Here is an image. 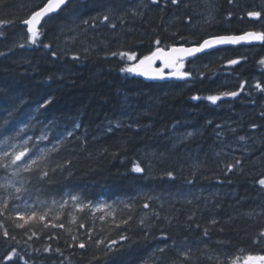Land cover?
<instances>
[{
  "label": "trees",
  "instance_id": "16d2710c",
  "mask_svg": "<svg viewBox=\"0 0 264 264\" xmlns=\"http://www.w3.org/2000/svg\"><path fill=\"white\" fill-rule=\"evenodd\" d=\"M46 1L5 0L0 5V20L14 21L2 28L0 36V139L27 123L32 125L27 136H39L51 124L50 140L64 138L44 169L49 175L43 183L33 173L24 185L27 192L16 194L14 188H0V203L9 198L8 210L0 216L9 232V237H4L0 228V264H10L4 257L13 248L24 259L14 256L11 264H24L25 260L28 264H217L208 258L213 253L219 254V264H230L228 257L264 254V239H258L264 230V190L257 183L264 176V92L255 88L257 82L264 86V65L259 64L264 44L233 45L198 54L183 68L192 73L186 79L154 80L121 72L129 62L106 55L113 51H133L138 58L149 55L157 38L161 47H169L194 44L211 35L264 31V19L246 16L247 11L264 10V0H234L231 4L229 0H183L179 6L165 5L164 0L158 5L151 0H71L43 21L37 44L26 43L29 34L22 21ZM184 3L190 6L185 8ZM109 8L113 9L115 30L99 19L95 29L82 25L83 20L102 18ZM133 8L142 15H133ZM209 11L215 22L207 25L204 20ZM122 14L123 24L118 19ZM77 32L73 42L70 38ZM101 40L108 41L106 48L100 45ZM93 44L100 46L86 54L83 49ZM52 51L57 52L56 57ZM75 53L80 59H72ZM241 57L246 59L237 65L227 64L229 59ZM242 81L245 90L239 96L223 97L216 104L206 99L235 91ZM49 98L51 102L40 107ZM252 124L258 127L252 129ZM217 125L222 126L223 143L217 139L216 133L221 131ZM228 128H235V135ZM68 132L73 136L68 137ZM187 132L194 135L177 143V137ZM238 136L248 137L247 142L238 141ZM226 144L232 147L226 148ZM40 146L50 148L52 144L45 141ZM236 159L241 160L240 166L226 173V165ZM137 161L145 169L143 173L132 171ZM195 161L203 167L193 176ZM57 165L63 167L53 172ZM168 171L174 178L166 175ZM10 176L11 170L5 173L0 169V183ZM14 179L19 187L20 178ZM38 188L42 191H36ZM69 194L82 197L85 204L101 202L111 207L79 212ZM144 194L160 199L143 209ZM17 195L20 200L15 199ZM132 197L137 199L134 212H129L124 204ZM23 199L38 211L42 209L33 201L51 206L53 200L68 199L59 220L65 228L41 230L37 226L34 230L39 235L29 239L31 232L26 235V229L15 226L23 223L16 211L28 214ZM161 204L162 216L173 219L171 223L159 220L147 235L135 221L116 229L108 216L113 212L118 222L129 214L139 217ZM58 211V205L51 206L48 219ZM100 215L105 216L104 221ZM72 217H76L75 223ZM213 219L215 225L209 223ZM80 223L84 228H79ZM89 228L94 229V240H117L118 250L102 257L104 245L87 241ZM162 231L166 235L162 236ZM53 234L55 238L47 239ZM72 235L85 240L86 247L79 248ZM120 235L129 239L119 241ZM49 245L51 251H44ZM166 246L161 253L159 249ZM186 247L192 250L189 262L178 255V250ZM57 248L61 252L55 251Z\"/></svg>",
  "mask_w": 264,
  "mask_h": 264
},
{
  "label": "snow or ice",
  "instance_id": "6c2138e0",
  "mask_svg": "<svg viewBox=\"0 0 264 264\" xmlns=\"http://www.w3.org/2000/svg\"><path fill=\"white\" fill-rule=\"evenodd\" d=\"M5 0H0V5L4 4ZM71 0H47L46 3L43 4L42 7H38L37 10H34L30 13V15L22 21L23 25L27 27V33L28 38L26 43L30 42L31 44L35 45L37 44L38 37L40 36V31L38 26L41 24V21L45 17H51L52 14L57 13L58 11H61L64 7H66ZM153 4L158 5L159 0H151ZM165 5L171 4L175 6H179L183 0H164ZM206 3H211V0H206ZM229 3H234V0H229ZM142 5H138L137 7H140ZM190 5L188 3H184V7L188 8ZM131 12L133 15H142L141 12H138L136 8L131 9ZM113 14V9L109 8L107 13L102 16V18H90V20L86 19L83 20L81 23L82 25H86L88 27H91L95 29L97 27V21L98 19L101 22H107L108 26L115 30L117 25L115 22L111 20V16ZM196 13H193L195 15ZM233 13L229 12L228 17H232ZM246 16L249 18H252L254 20H260L264 19V10H251L246 12ZM191 16L187 17V19L190 21ZM244 17H241L243 19ZM120 20V23L123 24V14L118 17ZM213 22H215V16L212 11H209L207 14L206 19L204 20V24L210 25ZM14 23V21L9 20H0V36L3 35L2 28L5 26H8L9 24ZM79 27V26H77ZM79 33L77 32L76 36L71 37L70 39L74 42L77 38ZM181 41H184V37H180ZM253 41H258L264 44V31H246L242 35H234V34H227V35H211L206 38H203L202 41L197 42L196 44H193L192 46L185 47L183 44H181L179 47L172 46L169 48L168 51H165L163 47H161V41L159 38H157L154 41V44L156 45V48L154 51H152L149 55H144L142 57L137 56L136 52L133 51H113L111 53H106V55H111L113 57H120L121 59H124L128 61L124 67L120 69L121 72L126 73H134V74H140L145 77L153 78V79H164L165 76H171L176 77L179 79H186L192 75L191 72L183 71V60L186 57H196L199 53H204L206 50L214 49L217 46L221 45H239L241 42L250 43ZM100 45H103L105 48L108 46V41L101 40ZM100 45L93 44L89 48H84L83 51L87 54L89 51H91L93 48H98ZM44 48L51 49V45L44 44L42 45ZM20 47H24V45H20ZM0 55H3V53H0ZM51 55L53 57L57 56V52L52 51ZM73 60L80 59V54L75 53L72 56ZM242 59H246L245 57H241L239 59H229L227 61L228 65H237L241 62ZM156 61H162V67L160 68H154L153 65ZM259 64L264 65V58H261L259 61ZM170 68L172 71L168 72L167 74L164 72V69ZM200 76H203L204 73L201 72L199 74ZM245 83L242 81L239 84V88L235 91H222L218 94L209 95L206 97L208 101H210L213 104H216L217 101H220L223 97H237L240 95L241 92L245 90ZM255 88L260 90L261 92H264V86L261 85L260 82H257L255 84ZM250 94V93H249ZM193 99H200L198 96H194ZM51 102V98L44 101V104H42L40 107H44L47 104ZM12 113H9V116H11ZM264 115V113H262ZM211 123V122H209ZM116 127H119V123L115 125ZM31 123L24 124L22 127H20L13 135L5 136L3 139H0V169H2L5 173L8 172V170H11V176L9 178H6L3 183H0V188L2 189H8V188H14L16 194H21L23 192H27L28 189L24 187L25 184L29 183L31 180V176L33 173L36 174L37 180H39L41 183H43L47 178L49 173L45 171V167H47L49 160L51 158V155L53 153H58L60 146L64 142V138H57L53 142L50 140L48 136V131L51 129V124L46 125L44 127V130L41 131V134L39 136H27L26 132L29 128H31ZM77 128H79V125H76ZM217 129H221V131H218L216 133L217 139L221 140L223 143V136L224 132L222 130L221 125L216 126ZM258 125L252 124L251 128L256 129ZM108 131H112L111 125L108 128ZM227 131L233 133L235 135L236 129L235 128H228ZM194 134L192 132H187L180 134L177 137V143L182 142L183 140L190 139ZM68 137L73 136L72 132L67 133ZM236 139L240 142H247L248 137L245 136H238ZM45 141H48L52 146L49 147H41L40 145L44 143ZM226 148H231V145H225ZM244 152H248V148L244 147L242 149ZM224 151V148L221 149V152ZM219 155V153H218ZM66 164L70 165L71 161H65ZM241 164L240 159H236L234 163L227 164L226 165V173L232 172L234 169L238 168ZM63 167L62 165H57L55 169H52V171H56L57 169ZM203 167L202 163L199 161H195L192 165V175L195 176L199 173L200 169ZM132 171L135 173H143L145 169L141 167V163L139 161L133 163ZM27 173L28 176L25 177L24 174ZM166 175L169 178H174V173L172 171H168ZM16 177H19V184L20 186L17 187L16 183L17 181L14 179ZM188 183H191V181H188ZM257 183L261 187V190H264V176L258 179ZM36 191H42V189H36ZM15 199L20 200L21 197L17 195ZM69 199L75 206V208L79 212H84L86 208L89 209H95V210H102L105 208H110V205L104 204V205H93L91 201H89L87 204L82 202V197H79L77 195L69 194ZM136 197L130 198V202L124 204V208L128 209L129 212H134V204ZM145 203L143 204V209H149V202L154 200H159V197H153L150 194H144ZM191 200H188L187 203H191ZM34 204L37 205L41 211L36 210L31 205H29L27 199L22 200V204L25 208V210L28 212L27 215L21 213L20 211H16V217L23 221V223H17L15 226L20 229H26L25 234L27 235L28 232H31V236H29V239H31L32 236H38L39 233L35 231L34 229L39 226L41 230L48 229L51 227L52 229L55 228H65V224L62 222H59L61 215L63 214V210L65 208V205L69 203L68 199L63 200L62 202H57L55 200L51 201V206H57L59 208V211L54 215L51 219H48L50 205H48V202L46 201H40L36 200L33 201ZM123 203V202H121ZM205 204H207V200H205ZM9 207V198L6 196L3 198V202L0 203V216H3L4 213L8 210ZM14 207H18L14 205ZM163 208V204L160 205L159 208H153L150 209L149 212L144 213L143 215L136 217L134 214L127 215L126 218H121L118 222L116 221L115 214L113 212H108V216L112 217L111 224L114 228L119 229L122 225L127 226L130 224V222L135 221L139 227L145 230V234L147 235L153 227H155L156 223L163 219L168 223H171L172 217L168 216H162L161 210ZM195 215V213H193ZM249 215H252V213H249ZM10 218V217H9ZM99 219L101 221L105 220L104 215H100ZM191 220L192 217H189ZM56 221V222H54ZM72 223L76 222V217H72L71 219ZM209 223L211 225H215L217 221L215 219L210 220ZM4 221L0 220V228L3 229V236L9 237V232L7 228L3 227ZM27 226V228H26ZM197 228H199V225H196ZM79 228H84V224L80 223ZM68 232H71V229H67ZM94 229L89 228L87 230V241L95 243L97 246L104 245V250L102 253V257H106L109 253H112L114 251H117L118 248L116 247L118 245L117 240L113 239H107L101 238V239H93V233ZM204 236H208V229H204ZM161 235H166L163 231L161 232ZM55 238L54 234L53 236H48L47 239H53ZM12 240H15V236L11 237ZM129 237L126 235H120L119 241H126ZM258 239H264V230L261 231V233L258 236ZM71 240L74 243H77L78 247L81 249H84L86 247V241L79 239L78 236L72 235ZM168 246H166L164 249H159L161 253L166 251ZM172 247H176L175 244H173ZM44 251H51V245L44 248ZM57 252H61L59 248L55 249ZM243 249L240 250L241 253H243ZM62 254V253H61ZM178 255L183 258V261L189 262L192 259V250L191 248H185L184 250H178ZM203 255V253H202ZM17 257L18 259L22 260L24 259L23 256H20L19 253L16 251L15 248L12 249V252L5 256L4 259L8 260L11 264L13 257ZM100 257V258H102ZM98 257H93V259H100ZM209 259H215L217 261V264H219V254L213 253V255L208 256ZM230 260V264H264V254H256L253 255L251 253L245 254L242 257L236 256V257H228ZM24 264H28V262L25 260Z\"/></svg>",
  "mask_w": 264,
  "mask_h": 264
},
{
  "label": "water",
  "instance_id": "95a60500",
  "mask_svg": "<svg viewBox=\"0 0 264 264\" xmlns=\"http://www.w3.org/2000/svg\"><path fill=\"white\" fill-rule=\"evenodd\" d=\"M45 18H46V17H45ZM45 18H44V19H45ZM44 19H43V20H44ZM43 20H42V21H43ZM42 21H41V23H42ZM40 25H41V24H40ZM40 25H39V26H40ZM39 26H38V27H39ZM242 34H243V33H241V34H234V35H242ZM257 42H258V41H253V42H250V43L241 42V44H253V43H257ZM179 46H180V45H176V47H179ZM183 46H185V47H189V46H186V45H183ZM191 46H192V45H191ZM222 46H227V45L217 46L216 48H218V47H222ZM168 50H169V49H167V50H165V51H168ZM210 50H212V49H210ZM206 51H209V50H206ZM186 58H187V57H186ZM156 62H162V61H156ZM156 62H155V63H156ZM153 66H154V65H153Z\"/></svg>",
  "mask_w": 264,
  "mask_h": 264
},
{
  "label": "rangeland",
  "instance_id": "374dc122",
  "mask_svg": "<svg viewBox=\"0 0 264 264\" xmlns=\"http://www.w3.org/2000/svg\"><path fill=\"white\" fill-rule=\"evenodd\" d=\"M101 204V203H100Z\"/></svg>",
  "mask_w": 264,
  "mask_h": 264
}]
</instances>
